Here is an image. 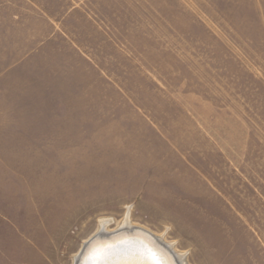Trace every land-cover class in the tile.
I'll list each match as a JSON object with an SVG mask.
<instances>
[{"label":"rangeland","instance_id":"obj_1","mask_svg":"<svg viewBox=\"0 0 264 264\" xmlns=\"http://www.w3.org/2000/svg\"><path fill=\"white\" fill-rule=\"evenodd\" d=\"M129 212L187 264H264V0H0V264H74Z\"/></svg>","mask_w":264,"mask_h":264},{"label":"bare ground","instance_id":"obj_2","mask_svg":"<svg viewBox=\"0 0 264 264\" xmlns=\"http://www.w3.org/2000/svg\"><path fill=\"white\" fill-rule=\"evenodd\" d=\"M129 214L116 230L110 231L109 222H102L100 231L83 245L91 240L95 243L84 264H153L154 257L163 264H187L186 254L179 253L174 243L167 242L165 237L147 228L131 224Z\"/></svg>","mask_w":264,"mask_h":264},{"label":"water","instance_id":"obj_3","mask_svg":"<svg viewBox=\"0 0 264 264\" xmlns=\"http://www.w3.org/2000/svg\"><path fill=\"white\" fill-rule=\"evenodd\" d=\"M107 240H109L107 238ZM94 240H91L90 242H88L81 250L80 252V256L77 260V264H84L85 258L87 257V255L92 251V248L94 247ZM75 263V264H76Z\"/></svg>","mask_w":264,"mask_h":264},{"label":"snow or ice","instance_id":"obj_4","mask_svg":"<svg viewBox=\"0 0 264 264\" xmlns=\"http://www.w3.org/2000/svg\"><path fill=\"white\" fill-rule=\"evenodd\" d=\"M153 264H163V262L158 258H153Z\"/></svg>","mask_w":264,"mask_h":264}]
</instances>
